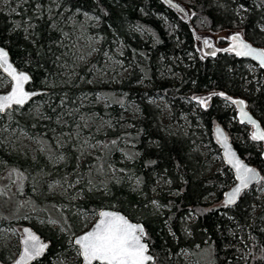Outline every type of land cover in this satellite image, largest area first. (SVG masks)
Listing matches in <instances>:
<instances>
[{"label":"trees","instance_id":"obj_1","mask_svg":"<svg viewBox=\"0 0 264 264\" xmlns=\"http://www.w3.org/2000/svg\"><path fill=\"white\" fill-rule=\"evenodd\" d=\"M178 1L188 9V20L161 0H9L0 7V44L18 68L32 75L31 88L48 91L23 108L0 114L1 130H24L35 142L20 152L13 143L16 134L8 139L7 131L0 132V224L13 226L28 217L22 224L50 242L47 253L32 264L72 257L77 248L69 237L88 223L80 222L78 213L97 214L101 208L120 210L143 224L151 264H264V199L256 191L264 188L261 144L236 119L228 101L213 95L200 103L194 97L212 92L241 97L264 130V68L230 52L201 55L195 39V30L232 29L264 47V0ZM83 14L93 20L86 24ZM80 31L98 39L86 62L75 58ZM106 55L126 72L95 78L93 67ZM6 81L0 72V90ZM84 93L91 94L87 102L81 100ZM156 96L166 101L171 119L180 124L186 119L187 127L163 125L161 107L150 100ZM40 100L39 116L26 111ZM132 105L137 113L122 120ZM91 113L108 125L103 131L89 130L102 147L80 160L71 147L75 138L58 146L55 137L75 125L73 132L82 133L79 118ZM215 124L261 174L232 207L211 205L233 184L231 170L224 163L210 170L195 148L196 141L204 140L220 153ZM48 157L63 161L52 168ZM68 176L70 183H78L71 197L53 186ZM159 179L167 191L152 198ZM190 213L195 219L187 222ZM35 218L52 220L64 232L49 223L39 225ZM4 250L0 260L14 258ZM184 251L195 263L182 258ZM75 263L82 264L80 257Z\"/></svg>","mask_w":264,"mask_h":264},{"label":"rangeland","instance_id":"obj_2","mask_svg":"<svg viewBox=\"0 0 264 264\" xmlns=\"http://www.w3.org/2000/svg\"><path fill=\"white\" fill-rule=\"evenodd\" d=\"M8 2L9 0H0V7L1 8L6 7ZM254 4L256 8H260V4L258 3H254ZM188 17H189V11H188ZM92 20L93 18L91 16L83 14V21H85L86 24L91 22ZM71 23L72 24L75 23V18L71 20ZM261 29L264 30V27L262 26ZM234 31H239V30L222 29L216 32L211 31V30H206V31L195 30L197 50L199 51L201 55H203V50H204L203 48H207L209 46L208 44H206V41L208 39L212 40L214 46L224 47L228 42L229 35ZM75 42L77 46L79 47L77 51V55L75 56V58L77 59V62L89 61V56L92 53H94V49H95V46L97 45L98 39L95 38L93 34H90V33L86 34L84 31H80L79 33H77V38ZM119 66L120 65L118 61L106 55L100 66L93 67L95 78H97L98 80L111 79L113 78V74L115 71L118 72V75H123L126 72V70H123V69L120 70ZM248 67L249 69H251L250 66ZM8 89H9V81L7 80L4 83V87L0 90V92L6 91ZM90 95H91L90 93L82 94V99H81L82 102H87L89 100ZM197 96H200V95H194V97H197ZM96 98L101 102H103L104 100L102 97L98 95ZM150 100L153 102V104H156L157 106L161 107L162 109L161 122L163 125H165L166 127L172 128V129H178V126L180 125L187 127L188 121L186 119L183 120L182 124L176 121H173V119H171L170 110L168 108V105L162 97L156 96ZM41 101L42 100L36 101L26 111L28 113H32L34 116H39L38 115L39 109H40L41 103L43 102ZM136 113H137V108L135 105H132L131 111L129 113L128 112L124 113L121 119L125 120V118L129 117L130 114H136ZM68 115H71V112H68ZM87 116H88L87 119L79 118L80 124H82L83 129H84L82 133L73 132V130H75L78 127L77 125H75L73 129L65 130L64 133H61L55 137V141L58 146H60V144L61 145L65 144L67 140H72L73 138H75L73 139V141L75 142L74 144L71 145V147L73 151L76 153V155L80 156V160H82L81 156L83 155H96V153L102 147V142L97 139H94V136L89 132V130H92L94 132L103 131L108 125V121L98 116L96 113H91ZM7 130L8 129L6 127L3 130L0 129V132L1 131L6 132ZM11 134H16V136L13 138L14 140L13 143L14 145H16V147L20 149V152H24L23 149H25L26 146H28L29 148H34L33 146L35 142L33 141L32 137L29 135L28 132L24 130H19L18 128H13L11 129L10 133L7 131L6 137L9 139L11 137ZM63 134L66 135L68 138L67 139L64 138ZM195 148L198 149L201 152V154H203L202 160L203 162H205L207 165L210 166V170L213 171L217 166L223 163L220 153L218 154L217 152H214L212 147L209 145L207 141H204V140L196 141ZM61 158L54 159L53 157L49 159L48 157L49 159L48 162H50V166H52V168H55L56 165L58 166L59 164L62 163L63 158L62 160ZM63 178H61L60 180L58 179L59 182H62V183H55L53 184V186L61 190V192L65 196L71 197V194H70L71 192H73L72 196H74V194L77 193V191L75 192L73 191L78 184L77 181L74 180L72 181V183H70L68 180L70 178L69 176L67 177V179H63ZM162 182H163L162 179H159L157 181V185L151 189L152 198L158 197L161 191L162 192L167 191L164 188H160ZM256 191H257L258 198L263 200L264 199V188L257 189ZM174 193H175L174 191H171L170 195ZM213 199L214 197H211L210 199H208V201L211 203ZM153 204L158 211L162 210V206L159 205L157 202H153ZM211 205L212 206H219V205L224 206L223 199L219 201H215V203ZM71 210H72V213L77 212L74 206H71ZM78 214L80 216V222L84 220H88V223L79 230V233L89 228L90 225L95 221L97 217V214H92V213H78ZM194 219H195V215L193 213L187 214L185 217V220L187 222L193 221ZM24 220L29 221L30 219L28 217H24L23 219L15 220L13 226L0 224V250H2V248L5 249L4 252L6 255L12 254L13 257L16 256L17 248L19 247V238L21 236V225H22V221ZM34 220H36L37 224L39 225H42L44 223H49L53 228L57 229L59 232H64V230L60 228L57 225V223H55L52 220L42 221L36 218ZM74 236L75 235H71L69 239L73 240ZM78 257H79V251L77 248V250L75 251V254L72 257L68 258L64 256H57L52 259V263L53 264H76L75 262L78 259ZM182 258L187 262L195 263V261L191 260V255L187 253L186 251L182 252Z\"/></svg>","mask_w":264,"mask_h":264},{"label":"snow or ice","instance_id":"obj_3","mask_svg":"<svg viewBox=\"0 0 264 264\" xmlns=\"http://www.w3.org/2000/svg\"><path fill=\"white\" fill-rule=\"evenodd\" d=\"M233 39L240 38L234 36ZM239 47L240 51L237 55H254L260 59L261 65H264V52H256L243 43ZM0 67L15 81L12 93L0 97V112H4L13 104L23 105L34 93L30 94L24 90V84L29 77L26 74H16V70L9 64L7 54L3 50H0ZM199 102L204 103L203 100ZM253 139H264V133L258 132ZM228 162L236 168L237 179L240 181V187L229 195L227 203L230 204L234 202V197L239 193L240 188H246L256 178V174L239 161L234 162L229 159ZM99 217L94 228L75 241L80 246L79 254L82 255L85 264H148L152 258L146 254L148 247L142 242L144 230L141 226L130 223L118 213L102 211ZM24 244V254L20 264H27V261L40 256L46 247L31 233H28Z\"/></svg>","mask_w":264,"mask_h":264},{"label":"water","instance_id":"obj_4","mask_svg":"<svg viewBox=\"0 0 264 264\" xmlns=\"http://www.w3.org/2000/svg\"><path fill=\"white\" fill-rule=\"evenodd\" d=\"M161 1H163L166 5L170 6L171 8L175 9L176 11H178L187 20L189 19L187 9L178 0H161ZM234 36H238L240 39L239 40H234L233 39ZM241 43L249 45L252 49L256 50V52H264V47L252 44L250 41H248L246 38H244L243 34L240 31H234V32H232L229 35L228 42H227V44L224 47H216V46L213 45L212 40L208 39L206 41V44H208L209 46L207 48H203L204 49L203 50V55H205V56H213V55H215L218 52H230V53L236 55L240 59L249 60L252 63L256 64L257 66H259L261 68H264V65H261V63H260V59L255 57L254 55H247V56H245V55H237V52L240 51L239 45ZM0 50H3V52H5L7 54L8 62H9V64H11L12 68H14L16 70V74H26L29 77V80L27 82H25V84H24V90L26 92L30 93V94L34 93V95H31L30 99H28L23 105H15V104H13L11 108L6 109L4 112H0V114H5L6 112L11 111L14 108H23L24 106L29 104L33 99H35L36 97L41 96L43 94H46L48 91L46 89H44V88H31L30 84L32 82V75L28 71L18 68L14 64V62L11 60L8 50L1 44H0ZM0 72L9 81V89L6 90V91L0 92V97H4V96H8V95H10L12 93V91L15 88V81L8 74V72L4 71V69L2 67H0ZM213 95H219L220 97H222L223 99L228 101L233 106V109H234L235 114H236V119L240 123H243V124H245V125H247V126H249L251 128V133L250 134H251L252 138L255 135H257L258 132L259 133H264V130H263L262 126L260 125V122L250 112V110L246 106L245 101L241 97L230 96V95H227V94L222 93V92H212V93H207V94H202L200 96H197V97H195V99L196 100H204V99L210 98ZM213 137H214L217 145L220 148V156H221L222 162L231 170V172L233 174L234 182L225 191V193L223 195V203H224V205L226 207H232V206H235L238 203V201H239V199L241 197V194L244 191L248 190L249 188H251L252 186L257 184L261 180V174H260V172L258 171V169L256 167H254L252 164H250L247 161H245L238 154V152L235 149L234 145L230 141L226 130L222 127L221 124H215L214 125V127H213ZM255 140L258 141L261 144L262 157L264 158V139H255ZM229 159H232L234 162L235 161H239L240 163H242L243 165L247 166L248 168H251L256 174V178L253 179L248 184V186L246 188H240L239 193L234 197V202L230 203V204L227 203L229 195L231 193H233L235 189L240 187V181L237 179L236 168L233 167V165L228 162ZM102 211L118 213V214L124 216L130 223H132L134 225L141 226L143 228V230H144V226H143L142 223L132 221L130 218H128L120 210H117V209H114V208H101V209L98 210L97 217H96L95 221L90 225V227L87 228L86 230L76 234L73 237V244L78 248V251H79L80 246L77 245L75 243V241L78 238H80L83 235H85L86 233L90 232L94 228L95 224L100 219L99 213L102 212ZM28 233H31L32 235L36 236L42 244L46 245V247L44 248V251L41 253L40 256L35 257V258L27 261V264H32L33 262L39 260L44 254L47 253L48 248L50 246V242L48 240L44 239L32 226H30L29 224L24 223V224L21 225V236L19 238V247H18V252H17L16 256L13 259H11L10 261L0 260V264H20L21 259H22L23 254H24V247H25L24 241L27 239ZM142 242L145 243L147 245V247H148V251H147L146 254L152 258L148 262V264H151L153 262V260H154V257L149 252V246H148L147 241L145 240V230H144V234L142 236ZM79 257L81 259L82 264H85V261H84L82 255L79 254Z\"/></svg>","mask_w":264,"mask_h":264}]
</instances>
